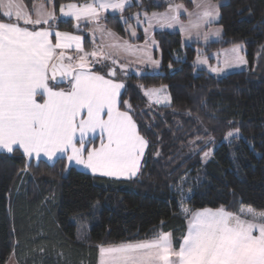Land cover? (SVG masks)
Segmentation results:
<instances>
[{
	"label": "trees",
	"instance_id": "16d2710c",
	"mask_svg": "<svg viewBox=\"0 0 264 264\" xmlns=\"http://www.w3.org/2000/svg\"><path fill=\"white\" fill-rule=\"evenodd\" d=\"M67 2L84 0H57L56 11ZM176 2L192 7L191 0ZM165 7V0H141L123 16ZM219 11L215 24L222 38L205 45V53L240 44L247 68L223 75L197 68L203 46L156 31L159 71L123 78L122 100L148 141L135 177L90 174L68 166L66 157L49 163L27 159L20 150L0 152V264L12 254L17 264H98L101 245L159 232H171L179 242L184 208L264 211V0H227ZM103 22L124 36L118 15ZM83 27L75 30L71 20L59 24L61 31L83 35L90 50ZM161 85H167L169 104H149L142 91ZM237 128L238 135L225 139Z\"/></svg>",
	"mask_w": 264,
	"mask_h": 264
},
{
	"label": "snow or ice",
	"instance_id": "6c2138e0",
	"mask_svg": "<svg viewBox=\"0 0 264 264\" xmlns=\"http://www.w3.org/2000/svg\"><path fill=\"white\" fill-rule=\"evenodd\" d=\"M192 2L199 11L165 0V12L124 17L132 0L60 3L59 16L57 0H0V152L22 150L29 159L66 157L94 175L135 177L148 141L130 114L131 105L122 100L125 83L115 79L114 66L124 72L130 64L119 57L126 54L135 56L136 63L159 67L148 51L149 46L158 47L150 30L179 26L180 32L191 36L197 30L199 36L200 29L220 17L219 6L210 0ZM108 12L119 13L125 24L134 18L136 25H144V45L129 43L103 24ZM183 14L189 18L187 24L181 20ZM68 20L75 21L78 31L82 24L92 25L90 50L83 35L59 30V24ZM125 31L136 36L133 25ZM220 32L219 28L204 32L203 38ZM239 49L233 47L234 56L224 61L225 67L246 63ZM197 63L208 64V58L198 56ZM210 70L220 73L224 67ZM166 88H149L145 95L157 104L169 102L163 95ZM239 131L229 130L225 139ZM183 212L187 230L179 242L171 232H159L151 239L101 245L99 264H264V211L248 207L233 213L220 207Z\"/></svg>",
	"mask_w": 264,
	"mask_h": 264
},
{
	"label": "rangeland",
	"instance_id": "374dc122",
	"mask_svg": "<svg viewBox=\"0 0 264 264\" xmlns=\"http://www.w3.org/2000/svg\"><path fill=\"white\" fill-rule=\"evenodd\" d=\"M140 1L141 0H132V5H139L140 4ZM196 2H199V0H196ZM210 2L212 4H216V5L220 6V5L224 4V3H226L227 0H222V1H217V2L214 1V0H210ZM191 4H192V7H191V9H189V11H192V12L199 11L198 9L195 8V4L192 2V0H191ZM126 8H128V7H126ZM166 8L167 7H165L162 10H151V11L136 9L133 12H130L128 16H124V17H133V15L135 13H141L142 14L145 11L148 12L149 14H151L152 12L162 13V12H165L166 11ZM57 15L58 16L60 15V13H59V7L57 8ZM104 15H105L106 18L108 16L118 15L119 16V21L121 23V27L123 28V31H124V36L122 38L129 40V43L134 44V45H141V46L144 45V41H145L144 25H136V21H135L134 18L133 19H129L128 24L133 25L135 27V30H136V36L135 37H132L131 34H130V31H125V29L128 28V24H125L123 22V20L121 19V15L119 13H111V12H108V13H105ZM188 19L189 18H188V16L186 14L181 15V20L185 24H187ZM218 19L216 21H214L211 25L205 26L204 28L200 29L199 30L200 31V35L199 36L196 35V31L197 30H193L191 36H189L187 33L180 32L179 26H175L173 28H164V29H160L159 27H155L152 30H150L149 37L152 38V39H154V33L156 31H168V32L179 33L180 36H181L182 42L185 43V44H190L191 42L200 44L203 47H200L199 48L200 50H198V55H197V57L194 60V64H195V66L197 68L206 69L208 72H210L212 74H215V75H223V74H225L227 72H230V71H235V70H240V69L247 68L248 64H247V61H246V58H245V55H244V49H243V46L240 45V44H238L240 46L239 55L244 58V60L246 61V63H243V64H234L232 67H225L224 66V61L226 59H230V58H232L234 56V54L232 53V49H233L234 46L229 47V48H225V49H221V50H217V51H214V52H211V53H208V54L205 53V49H204V46L205 45H207L208 43H211V42L219 41L222 38V33H223L222 28H221V26H217L215 24L218 21ZM71 21L73 23V28L75 30H77L75 28V21L74 20H71ZM102 23L104 24L103 20H102ZM83 26L84 25L82 24L81 25L82 30L84 29ZM91 27H92V25H87V28H86V30L88 29L87 30V34H88L90 40L92 39L91 33L89 32V29ZM217 28L221 29V32H220V35L219 36L209 35V38L207 40H205L203 38V33L204 32H207V31L214 32ZM97 43H99V34H97ZM90 46L92 47V44H90ZM148 51L152 55V57L154 59H156V60L159 61V55H160V53H159V50H158V47L157 46H149L148 47ZM198 56L200 58H208V64H199V63H197ZM211 59H214V60L211 61ZM119 60H120L121 63L130 64V66L127 69H125L124 72H122L119 69V65H115L114 66L117 69V72H116V78H117V80H122L123 81V78L126 77V76H128L129 74H135L136 75V74H140V73H143V72L157 73L159 71V67H153L151 64H147V63H144V64L136 63L135 62V60H136V57L135 56L121 54V56L119 57ZM108 63H109L110 66H112L110 64V62H108ZM210 66L211 67H224V71L223 72H220V73L212 72L210 70ZM97 67H99V66H97ZM106 71H107V69H104V72H106ZM104 72H102V74H104ZM125 72H126V74H125ZM159 87L160 86H158V87H151V88H159ZM147 89H149V88H147ZM145 90L146 89H144L142 91V94L144 95L145 99L149 102V104L162 105V106L169 104L170 101L169 102L162 101L159 104L155 103V99H153V100L150 101L149 98L145 95ZM163 95H167L168 96V94L166 93V90L164 91ZM123 110H125V108H123ZM20 151L22 153V150H20ZM5 153H7V152H5ZM209 153L210 154H209L208 157H204V155L202 156V162L203 163H206L209 159H211L212 154H213L212 150H210ZM26 158L29 159L28 157H26ZM57 158L58 157L53 158L52 160H49L47 157L41 155V157L39 159H44L47 162L52 163ZM31 159L38 160L35 157H33ZM70 165L71 166H74L78 170H82V171H85L87 173L92 174L90 172V170L85 169L82 165L75 164V162H72L71 164L68 162V166H70ZM119 179H125V178H119ZM242 209H245L246 210L247 208H242ZM99 260H100V254L98 255V264H99ZM5 264H17V262L14 259V254H12L7 259V261L5 262Z\"/></svg>",
	"mask_w": 264,
	"mask_h": 264
},
{
	"label": "crops",
	"instance_id": "0c3cea01",
	"mask_svg": "<svg viewBox=\"0 0 264 264\" xmlns=\"http://www.w3.org/2000/svg\"><path fill=\"white\" fill-rule=\"evenodd\" d=\"M240 212H241V209L239 210L238 213H240ZM186 230H187V221H186V229H185V233H186Z\"/></svg>",
	"mask_w": 264,
	"mask_h": 264
}]
</instances>
